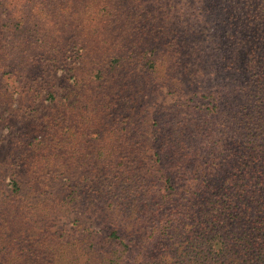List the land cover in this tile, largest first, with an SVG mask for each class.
<instances>
[{"label":"rangeland","instance_id":"rangeland-1","mask_svg":"<svg viewBox=\"0 0 264 264\" xmlns=\"http://www.w3.org/2000/svg\"><path fill=\"white\" fill-rule=\"evenodd\" d=\"M207 11L194 0H0V264H80L87 231L97 246L106 233L104 209L129 210L157 133L168 154L188 125L179 101L211 106L186 88L212 79ZM153 53L164 63L152 70ZM78 191L85 205L57 208Z\"/></svg>","mask_w":264,"mask_h":264},{"label":"trees","instance_id":"trees-1","mask_svg":"<svg viewBox=\"0 0 264 264\" xmlns=\"http://www.w3.org/2000/svg\"><path fill=\"white\" fill-rule=\"evenodd\" d=\"M194 2L210 15L212 79L193 77L186 88L211 106L179 101L192 116L168 154L158 131L170 125L157 122L154 155L132 172L138 197L129 210L104 209L106 233L97 246L87 231L80 264H264V0ZM152 56L153 70L164 61ZM67 193L57 208L85 205L84 192Z\"/></svg>","mask_w":264,"mask_h":264}]
</instances>
